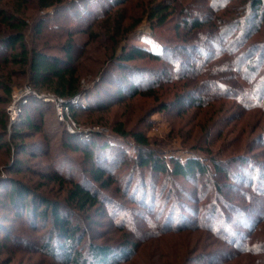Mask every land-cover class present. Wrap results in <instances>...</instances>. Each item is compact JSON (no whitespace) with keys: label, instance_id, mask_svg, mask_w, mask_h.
<instances>
[{"label":"rangeland","instance_id":"1","mask_svg":"<svg viewBox=\"0 0 264 264\" xmlns=\"http://www.w3.org/2000/svg\"><path fill=\"white\" fill-rule=\"evenodd\" d=\"M66 1L70 3L72 0ZM148 1L130 0L121 12L125 17L126 25H131L136 18H139L138 14L141 13V8ZM181 1L188 4L192 0ZM242 1L218 0L216 3L227 6L229 16L235 15L236 17L238 8H243ZM108 2L110 0L95 1L90 7L92 14L96 8L97 10L103 9V6H107ZM206 4H211L210 0ZM48 12V16L53 20L49 21L48 30L50 32L54 27L58 28L55 30L57 33L62 31V27L67 26L83 29L86 26V21L90 20L89 17L83 20L85 17L83 13H80V18L73 20L72 15L67 13L64 20L56 21L52 17L54 12L52 10ZM114 20H116V15L113 19L100 21L99 25L93 28V31L99 33L96 42L88 41L87 35L74 36L75 55L78 58L76 61L77 73L82 78L83 94L92 89L94 82L99 87L97 90L102 96H104V92L100 90L101 87L102 90L104 88L106 90L115 89L114 85L109 82L111 78H114L113 75H118L120 71L116 70V66L107 59V53L109 54L111 48L107 36L110 24ZM36 21L37 17H30V30ZM169 28L170 25L164 27L163 30H152L151 24L145 17L133 33L127 37L125 44L141 47L152 53H161L162 48L159 41L161 39L164 42L167 41L171 34ZM235 37L242 43V46L238 49L233 47L236 52L232 56H227L221 54L223 51L220 49H228L231 39L221 43L208 63V65L214 64L215 67L211 69L210 66L208 67L210 69L207 70L210 72L212 70L211 74L216 76L217 81L242 90V101L235 97L216 101L218 98L216 97L212 101L207 99L202 108L189 107L180 114L177 113V108L172 106L163 110L160 103L171 102L176 93L180 94L187 88L182 86L185 85L184 81L173 79L169 82L162 81L163 84L160 88L155 89L151 94L146 96L135 94L131 98L123 95L119 103L109 104L106 111L81 113L78 114L76 120L72 119L69 114V119L65 118L64 121H60L58 116L54 115L56 111L53 113L49 107H43L36 113L31 107L29 120L40 125V131L34 133L29 128L23 129L22 127L21 129L25 133L23 143L37 148L33 151L35 155L29 157L24 154L19 155L17 151L12 153L6 148L0 149V181L2 180L0 182V226L2 228L0 243L3 242V234L8 233L12 237L11 242L6 245L7 247L0 251V264H60L56 259H51L43 252L35 250V247L43 242V237L50 225L47 223L44 229L42 227L33 229L22 217L16 218L11 213L4 193L9 180L17 179L37 190L41 196L63 202L66 199L67 190L70 188L68 182L80 181L79 175H77V166L87 172L86 177H90L87 161L78 151H70L64 145L63 130L69 132L68 126L72 127L74 133L80 132L83 136H88L90 132L94 131L102 132L106 137L96 139L97 143L110 144L111 147H114H112L113 149L122 148L125 153L123 160L120 157L115 162H111L110 159L108 163H100L94 158L97 164L108 169L107 176L111 178L107 188L100 187L98 184H88L89 189L98 195L103 205L101 209L94 207L80 211L75 207L73 209L70 207L72 215L69 220L73 224H78L85 232L83 241L76 246V249L81 253H85L88 242L115 245L124 234V230L117 228L119 227L117 224L122 223L124 227L131 226L137 229L135 236L139 241H136L137 247L133 250L135 253L131 260L134 262L133 264H264V187H261L258 192L253 185L243 183V180L249 175L251 176L257 168H260L261 171V167L264 165V100L258 103V94L261 90L259 83L262 82V86H264V18L260 22L257 20L253 29H250L247 34L236 29L230 38ZM26 43L29 46L38 45L39 38L27 33ZM176 44L172 42L166 44L168 49H166L165 56L168 54L175 58L173 62L165 61L169 64L170 73L167 74L169 77L170 75L174 76L171 65L174 67L179 65L177 59L182 58L184 63L195 66L191 58L182 52H175L173 48ZM123 45L124 43H121L115 53H119ZM253 52V57L246 63L244 62V66H247L251 60L262 59L260 62L254 63L258 74L248 84L239 79L240 74L232 71L222 72L229 67L228 63H231V60L235 61L236 55L241 54L242 57H245L250 56ZM132 64L152 71H159L162 66L160 62L156 63L146 59L135 60ZM108 70L113 72L104 76V72ZM150 78H152L151 74ZM142 79L144 80L141 82L142 86L151 85L147 81L148 77ZM13 82L16 85L13 87L11 96L26 87L31 89L26 76L17 77ZM212 95L215 94L205 93V97H213ZM1 98H4V95L0 91V114L2 111H7L11 104V100L8 103H3ZM249 102L256 104L257 107L248 109L247 107L252 106ZM17 119L12 125L17 122ZM57 121H60L62 126ZM71 122L74 126L71 125ZM118 124H122L126 131L140 132L145 135L156 156L167 164H169L170 157L182 162L189 158H197L207 167V174L191 181L178 176L169 175L167 177L164 173L155 175L150 167L139 170L134 161L137 152L134 146L129 143L132 142L131 138L129 137L125 141L117 140L111 131L112 127ZM86 133L87 135H85ZM8 141L19 142L18 139L13 141L7 136L5 142ZM94 150L98 149L94 148ZM238 155L245 158L244 163L232 161V157ZM15 160L25 161L24 165L18 167L20 172H15ZM59 160H63V164H60V168L57 169ZM213 162H217L223 171L215 172ZM65 165L72 167L71 176L66 175ZM11 170L13 172H10ZM56 174L64 176L66 181L60 184L54 179ZM137 177L143 179L144 194L153 191V204L151 203L149 210L139 203L141 191L139 189L138 194L135 192V190L138 191ZM145 197L147 196H144V199ZM258 200H261V202L259 201L261 204L257 207L255 202ZM182 204L183 211L187 212L192 220L194 219L198 227L199 224H207L208 219L206 218L210 217L212 210L216 208L213 226H216L217 231L221 228L218 219L222 213L224 217L228 218L232 228L239 232L238 236H234L237 241H229L227 235L223 234L224 230L223 232L219 230L218 236L211 231L202 229L178 233H173L172 229L171 232L162 233L167 230L162 228L164 217L172 212L173 206V212L181 210ZM185 206H189V210H185ZM235 207L251 209L249 215L253 220L252 229L241 225V222L244 221L241 219L242 217L238 216ZM257 210L260 213H257ZM40 226H43V223ZM14 242H16L15 245ZM126 264H130V262Z\"/></svg>","mask_w":264,"mask_h":264},{"label":"trees","instance_id":"2","mask_svg":"<svg viewBox=\"0 0 264 264\" xmlns=\"http://www.w3.org/2000/svg\"><path fill=\"white\" fill-rule=\"evenodd\" d=\"M95 1L97 0H72L68 3L66 0H0V91L4 95V98H1L3 103H8L11 100V93L16 85L13 80L21 76L28 78L29 85L36 94L52 95L67 101L69 114L74 120L81 113L89 114L106 111L109 104L119 103L123 95L131 98L135 94L139 96L151 94L155 89L160 88L163 84L162 81L169 82L173 79L180 82L184 81L185 85L182 86L187 88L180 94L176 93L171 102L160 103L163 110L172 106L176 107L177 113L180 114L189 107L202 108L207 99L212 101L216 97H218L216 101L218 99L227 100L232 97L239 98V101L243 100L242 90L217 81L216 76L211 74L212 70L211 72L207 70L210 69L208 67L211 66L212 69L215 66L214 64L208 65V63H210L211 57L214 56V52L221 43L226 42L228 39H231V45L226 50L220 49L223 51L221 54L232 56L236 52L233 47L238 49L242 46V43L236 37H230L236 29H240L243 34H247L250 29H253L257 20L260 22L264 18V0H243V8H238L236 17L235 15L229 16L228 7L216 3L218 0H210L211 4H206L208 0H192L188 4H184L181 0H149L141 8V13L138 14L139 18H136L131 25L125 24V17L121 14L130 0H110L107 6H103L101 10L96 8L94 14H92L90 7ZM49 10L54 12L52 17L56 21L64 20L63 18L67 13L72 15L73 20L80 18V13L85 15L83 20L88 19V17L90 20L86 21V26L83 29L67 26L62 27V31L57 33L55 30L58 28L54 27L52 28L53 31L50 32L48 30L49 21L53 20L48 16ZM41 13L43 14L38 16ZM115 15L116 20L110 24L109 35L107 36L111 44L107 59L112 62V65L116 66V70L120 71L118 75H113L114 78H111L109 82L114 85L115 89L106 90L104 88L102 90L101 87L100 90L104 92V94L102 93L104 96H102L97 90L99 87L94 82L92 89L83 94L82 78L77 73L76 61L78 58L75 55L74 36L87 35L89 37L88 41L96 42L99 33L93 31V28L98 26L100 21L113 19ZM30 17H37V21L31 30L29 28ZM145 17L151 24L152 30H163L164 27L170 25L169 31L171 34L167 41L164 42L161 38L162 42L159 41L162 48L161 53H152L141 47L125 44L127 37L133 33ZM52 24L56 25L57 23ZM27 33L37 39L39 38L38 45L29 46L26 43ZM169 42L174 44L179 42L180 44H176L177 46L175 45L173 49L175 52H182L185 56L191 58L195 66L184 63L182 58L177 59L179 65L175 67L171 65L174 76H167L170 70L168 69L169 64L165 61L173 62L175 59L173 55L167 54L165 56L166 49H168L166 44ZM121 43H124V45L121 47L120 52L115 53L116 48ZM253 55L254 52L245 57H242L241 54L236 55L235 61L231 60V63H228L229 67L222 72L232 71L240 74L239 79L248 84L258 74L254 63H258L262 59L251 60L247 66H244V62L250 60ZM144 59L156 63L160 62L162 64L161 69L152 71L132 64L135 60L141 61ZM110 72L113 71L104 72V76L110 74ZM150 74L152 78H150ZM143 77H148L147 81L151 85L142 86ZM187 82L189 83L187 84ZM259 84L261 90L258 94V103L264 100V86H262V82ZM206 92L215 95H212L213 97L208 96L210 97L208 98L205 97ZM76 97H78L77 101L72 102ZM249 103L252 106L247 107L248 109L257 107L256 104ZM31 107H33L34 113L41 111L43 107L51 108L53 113L55 111L52 103L44 102L32 96H29L22 106L21 113L14 125H9L6 111H2L0 114V149L6 148L7 151L12 153L17 151L19 155L24 154L29 157L35 155L33 151L37 148L30 147L31 145L22 141L25 138L22 127L23 129H32L34 133L40 131V125H36L29 120V109ZM57 123L61 125L60 121H57ZM111 131L117 137V140L125 141L129 137L131 138L132 142L129 143L134 146L137 152L134 161L139 170L150 167L155 175L164 173L167 177L172 175L191 181L207 174V167L197 158H189L182 162L170 157L169 164H167L163 159L156 156L155 151L149 146V141L140 132L126 131L122 124L112 127ZM63 132L65 134V147L70 151H78L82 155L88 163L90 177H86L87 172L77 166V175H79L80 181L68 182L70 188L67 190L66 199L63 202L45 198L25 182L11 179L4 193L8 206L11 208V213L16 218L22 217L33 229H40V227L44 229L47 223L50 225L45 237H43V242L35 247V250L43 252L51 259H56L60 264H126L129 262L133 264L134 262H131L132 257L135 256L133 250L137 247L136 241H139L135 236L136 228L124 227L122 223L117 224L119 226L117 228L124 230V234L115 245L88 242L85 253H81L76 249V246L83 241L85 232L78 224H73L69 220L72 215L70 207L85 211L94 207L101 209L103 206L98 195L89 189L88 184H98L100 187L107 188L111 178L107 176L108 169L97 164L94 158L100 163H108L110 159L111 162H115L117 158L121 157L122 159L125 157L124 150L122 148L113 149L114 147L112 146V148L107 143H97L96 139L106 137L102 132H90L88 136H83L80 132L69 133L65 129ZM7 136L13 141L18 139L19 142H5ZM94 148L98 150H94ZM244 159L240 155L232 157V161L236 162L241 161L244 163ZM24 164L25 161L15 160V172H20L21 170L18 167ZM60 164H63V160H59L57 169L60 168ZM213 164L215 172L223 171L217 162H213ZM65 168L67 169L66 175L71 176L72 167L65 165ZM259 169L257 168L251 176L249 175L243 180V183L253 185L258 192H260L261 187H264V165L261 167V171ZM54 179L60 184L66 181L64 176H57V174L54 175ZM142 180L140 177L136 178L138 191L135 190V192L138 194L140 189L141 201L139 203L149 210L154 194L153 191L143 193L144 184ZM135 192L133 191V193ZM144 196L147 197L144 199ZM259 201L261 202V200L255 202L257 207L261 204ZM185 207V210H189V206ZM173 208L174 206L172 212L168 213L163 219L162 228L167 230L162 233L171 232L172 229L173 233L202 229L211 231L218 236L219 230L222 232L224 230L225 233L223 232V234L227 235L229 241H237L234 236H238L239 232L232 228L228 218L224 217L220 213L221 211L219 213L222 219L220 217L218 219L221 228L217 231L216 226H213L216 208L212 210L210 217L206 218L208 219L207 224H199V227L194 219L192 220L187 212L183 211V204L181 210H174L175 214H173ZM236 210L238 216L242 217L241 219L244 221L241 222V225L252 229L253 220L249 215L251 209L239 207ZM257 213L260 212L257 210ZM41 223H43V226H40ZM1 231L0 226V233H2ZM3 235L0 251L7 247L6 245L12 240L8 233ZM15 244L16 242H14Z\"/></svg>","mask_w":264,"mask_h":264},{"label":"built area","instance_id":"3","mask_svg":"<svg viewBox=\"0 0 264 264\" xmlns=\"http://www.w3.org/2000/svg\"><path fill=\"white\" fill-rule=\"evenodd\" d=\"M29 96L35 97L37 99H40L44 102H50L54 105L56 115L58 116L60 121H64L65 118L69 119V108L67 105V101L61 100L59 98H56L52 95H45V94H36L32 89L26 87L24 89H21L15 94H12L11 96V104L7 108V116L9 120V125L11 126L16 119L19 117L21 113L22 106L26 103V100ZM78 97L72 100V102H76ZM71 125L74 126V124L71 122ZM69 133H74L72 131V127L68 126Z\"/></svg>","mask_w":264,"mask_h":264}]
</instances>
